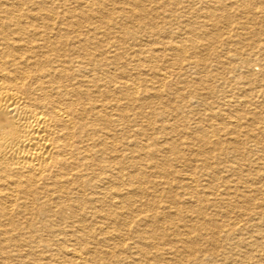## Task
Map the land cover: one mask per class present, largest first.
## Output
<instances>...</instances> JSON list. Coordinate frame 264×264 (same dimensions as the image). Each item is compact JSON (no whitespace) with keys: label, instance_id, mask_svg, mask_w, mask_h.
<instances>
[{"label":"bare ground","instance_id":"obj_1","mask_svg":"<svg viewBox=\"0 0 264 264\" xmlns=\"http://www.w3.org/2000/svg\"><path fill=\"white\" fill-rule=\"evenodd\" d=\"M104 1L76 0L77 7L69 8L67 4L70 3L67 0H0V255L2 256L1 253L3 251L7 253L5 257H0L2 258L0 259V264H11L12 260H16L17 264H121L125 262L127 258L125 257V259L119 256L115 248H119V251L122 249L123 252H130L136 259L135 261L138 260L140 263L151 264L150 260L154 258L150 255L153 252L152 249L155 250L153 253L157 254L156 257L165 258L163 256L165 253L160 254L159 252L160 250L162 251L161 244L163 242L160 243L157 240L158 238L161 239V237H164L167 241L168 236L166 238L164 231L168 230V227L167 229H160L162 227L161 224L165 222L171 223L174 216L180 217L183 215L182 213H186L183 210L184 208L182 209L180 207L181 198L179 202V199L176 200L173 195H170V191L172 190L170 189V182L160 179L161 177L166 178L168 174L178 172L179 169L175 167V169L169 170L166 168L165 160L162 157L161 159L157 158V155L171 151L177 158L183 157L184 148L187 150V146H183V139L181 137H186L187 135H179L181 133L187 134L188 132H184L175 123L171 124L168 122L170 124H167V121L170 120H168V117L170 115L174 116L176 112H170V108L168 109L166 106H159L158 100L164 99L161 89L167 87L168 84L166 83L171 76V71L169 72L167 67L164 69L162 63L158 66H162L163 69L157 70L159 68L155 69L151 66V63L155 62L157 57L162 56L165 59H173L171 62L175 66L176 64H181L179 68H183L185 65L183 62L189 60V62L187 61L188 64L193 65L195 68H206L208 70L207 63L200 62L195 58L196 56L199 57L202 52L197 50V40H199L200 30H202L201 27L206 26V23L200 22L199 25L195 21L197 19H194L192 16L191 19L194 20H190L189 18L188 22L184 21L187 22L183 29V31L185 30L183 32L184 35H180V38L184 42L180 43L178 41L180 44H177L172 40L175 30L164 29L157 22L149 23L147 16H149V5L152 4H149L148 7L144 0H110L108 2H112L114 7L111 8L109 6L110 8H108ZM222 1L216 0V3L221 4ZM180 2V0H169V2L162 0L161 3L158 2L159 5L157 7H161L165 12L172 13L173 9L169 8L170 5L179 4ZM220 4L218 7H220ZM234 4L238 6V10L241 9L245 13H251L256 8L254 6H261L264 11V0H237L232 5ZM220 10L221 8L218 9L216 6H209L202 12V15L209 18L207 20H210L212 25H214V29H219L218 27L221 26L220 22H223L224 20L222 19L227 15L223 13L225 10ZM192 15H196V13ZM261 16L264 21V15ZM107 17L109 20H104ZM176 18L179 17L177 16ZM134 20L141 23L139 26L144 32H161V36L170 38L168 41H162L165 44L164 47H159L161 52L157 49L154 52V49L151 50V48L140 50V48H144L141 47L142 44L130 46L133 51L129 52L131 48L126 49V54L120 51L123 46L127 47L124 45L125 36L130 38L129 36H134L135 33L137 34L134 26L130 25ZM218 23L219 26H217ZM133 24L135 23L133 22ZM210 31H213L212 28ZM213 32L215 33V31ZM211 33L204 31L200 38L205 36L212 38L213 34ZM252 33L258 35V29ZM176 34L178 35V33ZM138 42L136 41V43ZM152 42L153 45L154 43L156 44V42ZM187 42H189V46H187ZM146 43L148 41H145ZM136 46L139 48L137 52L134 51ZM189 47L192 49V56L195 59L186 57ZM210 47L208 46V49H206L209 51V55L216 54ZM261 49L259 51H253V56H244L238 59L242 67H245L248 72H251L252 76H256L248 83L257 85V87L260 85L264 86V81L261 79L264 77V51H261ZM237 52L239 53L238 55L242 54L239 50ZM234 60L236 62V59ZM255 61L261 66L258 73L254 71V66L252 67ZM202 72L204 73L203 70ZM186 80L187 82H183L188 83L189 87V80ZM199 80L202 79L199 78ZM172 84H170L171 87ZM174 84L173 86H175ZM203 84H205V81ZM179 87L184 89V86ZM208 89L212 90V87H208ZM174 90L177 92L175 88ZM193 93L198 97L202 95L201 89L200 91L195 89ZM173 95L175 94L173 93ZM171 98L173 99L174 97ZM202 98L204 97L202 96ZM247 101L245 100L243 104L251 102V100ZM185 103V106L189 105L187 102ZM257 107L251 110V117L250 115L248 116L250 117V121L248 122V127L245 129L243 125L247 124L246 122L248 120L244 114L233 117L224 115L221 111H213L210 114H206L205 117H201V125H197L196 128L198 129L195 132L191 129L193 132H190V135L187 137L190 142L193 140L199 143L196 147L197 151L195 150L196 154H221V152L230 150L238 152V147L233 146L236 141L240 142L251 139L262 143V146H264V125H262L264 123V117L262 111ZM147 108H151V110L147 111ZM176 108H182V104L173 107L171 111ZM218 117L223 119V125L216 123ZM245 118L247 121L244 120L242 122V119ZM153 120H158L161 124L157 127L153 126ZM223 129H226L225 131L227 132L230 130L227 134L234 135L226 141L228 145L230 144L232 146H227L224 144L226 142L219 138L218 135L220 133L222 134ZM159 131L164 132V144L162 142L159 143L160 140L154 137ZM176 132L180 133L178 135L179 138H175L174 133ZM241 135L245 136V139L240 140L242 139L240 138ZM191 151L194 152L192 148ZM148 156L150 160L149 166L151 170L154 169L153 172L151 171L153 174H150L145 169L146 166L144 167V161L147 160L144 157ZM153 157L156 160H153ZM209 159L201 158V165L197 166V168L200 171L204 167L205 169H210V172L207 173L212 178L211 180L207 179L209 180V184L210 182L213 184L221 181V185L219 186L222 189L219 192L214 191L212 186L208 187L207 191L205 193L203 192L206 201H210V204H212L211 201L218 194L226 197L228 203L230 201L233 202L237 198L236 196L244 199V203L250 200L249 198L251 196L249 193L243 194V192L242 195L240 194L241 187H237L238 184H230L227 180L222 179L219 176L220 170H217L218 168ZM169 160L166 159L167 163ZM258 160L254 162L256 163ZM228 163L231 164L232 162ZM186 166L187 164H182L179 171L183 172ZM228 169L234 173H238V182L244 183L245 187H248L247 190L249 189V192H255L254 185L250 183L251 179L242 176L243 173L240 167L234 166ZM198 173L200 172L198 171ZM181 174L180 177L178 176L179 181H177V186L181 188L180 195L182 194V197L186 196L189 199L185 203H190L188 204L189 206L183 203L181 204L183 206L185 205L184 207L192 208V210H189L191 213L185 214L184 217L187 220L189 219L191 224L187 223L188 225L186 224L185 226L197 233L203 229H208L213 235L218 234L221 228L223 229L227 226L228 228L225 229L227 232L226 239L229 240L232 235L230 230L234 226L236 227L237 223H233L234 219H232V223H226L228 221L224 219L226 222L216 221L214 218V223H210L212 227L209 224L210 226L207 228L205 221L207 222L210 219L205 214L204 209L206 207L204 208V205H201L203 204L202 198L198 196L195 188H193L198 182V177H193L186 172ZM254 174L256 173L254 172ZM151 175L154 178L156 177V179H152ZM230 176H232L231 173ZM258 176L260 177V175ZM178 177L175 176V178ZM257 178L256 176V180H258ZM207 180L205 181L207 182ZM182 190L184 191L183 193ZM158 191L160 193L156 194ZM260 192L262 193V191ZM260 194L258 195L260 196ZM143 198L146 199L143 200ZM166 198L170 199V201L168 199L167 206L157 204L159 200L161 202ZM252 200L250 201L253 202ZM246 206L248 207V205ZM260 207L262 206H257V208ZM237 210L236 212H238ZM253 213L259 218L264 217L263 209L255 210ZM226 214H229V212ZM239 214H242L241 211ZM140 215L146 217L145 225H147V230L141 229L140 233H137L140 235V240L137 239V241L127 242L126 234L130 230H127V228L124 230L116 228V222L120 219L121 225H127V223L129 224L127 218ZM53 217L69 219V224L66 223L68 224L66 235L62 231L64 229L61 230L56 225L46 223L43 227H37L30 222L36 218L51 219ZM237 217L239 220L240 218L237 215L234 218ZM247 217L250 218L251 215H247ZM140 220H143V218ZM84 222H87V224ZM169 228V230H175L173 231L175 233L177 231L181 237L176 242H174L175 239L173 238V243L164 241V244H170L167 249L171 253L168 254H176V252L182 251V254L188 252L192 257L194 248L191 249V243L189 244V242H194L193 238L189 240V238L184 237V233L186 232L181 233L177 228L172 229L171 226ZM139 229L137 230L139 231ZM194 232L191 233L193 234ZM210 232L208 234L211 235ZM47 234L52 237L53 243H50L51 239L46 238ZM189 234L185 235L187 236ZM97 235L99 239H97ZM178 235L177 237H179ZM254 235L256 236V232ZM67 236L68 238H65ZM71 241L72 243L70 244L69 242ZM203 241H206V239ZM105 242H108L106 249L103 248L105 245L103 243ZM208 242H210V239ZM178 243L180 249L177 248ZM193 244L195 245V243ZM22 245H25L24 247L28 246V251L23 252L24 255L19 253V248ZM248 245H253V248L256 250L262 247L264 249L262 242L255 241V243H247V247ZM70 246H73V250L68 252ZM243 246H245L244 243ZM224 248L221 249L224 250ZM239 251L236 252L238 253ZM44 252H48V255L50 253L51 259L48 257L50 261L44 263L42 260L41 263L39 262L42 258L41 253L45 254ZM257 254L260 256L258 251ZM181 255H179V258H181ZM214 256V252L211 251L205 256H201L202 258H190L196 264H209V260L213 259ZM238 256L242 255L238 254ZM263 257H261V260H263ZM167 259L171 260L169 257ZM259 259L257 258L256 260L259 262ZM172 260L171 262H173ZM154 261L156 263V260ZM168 262L172 264L170 261ZM160 263L162 262L160 261ZM260 264H264V262Z\"/></svg>","mask_w":264,"mask_h":264},{"label":"rangeland","instance_id":"obj_2","mask_svg":"<svg viewBox=\"0 0 264 264\" xmlns=\"http://www.w3.org/2000/svg\"><path fill=\"white\" fill-rule=\"evenodd\" d=\"M74 1V2H73ZM67 0V2H69L70 4H67V6L69 7V8H75V7H77V5H76V0ZM98 0H94V2H97ZM99 1H104V0H99ZM108 1H110V0H105L104 2L107 4V7L108 8H110L109 6H111V8H113L114 7V5H112V2H108ZM145 1V4L148 6L149 4H152V5H149L148 7H149V16H147L148 17V21H149V23H155V22H157L162 28H164V29H172L173 31H174V33H173V38H172V40L174 41V43H182V42H184V40H182L181 38H180V35H184V31H183V29H184V26L186 25V23L188 22V20H189V18H190V20H194V19H197V20H195V21H197V23H199V25H200V22L202 23H206V26H208V27H206V26H204L203 28H205V29H203L202 27H201V29L202 30H200L201 32H200V34H199V40H197L198 41V45H197V50L198 51H202L201 52V54H200V56L199 57H195V58H197L196 60H199L200 62H203V63H207V65H208V70H206V68H195L193 65H191V64H188V62H189V60H186V61H184L183 63L185 64H183L184 66H183V68L182 67H180L179 68V66L181 65V64H176V66H175V64H173L171 61H173V59H169V58H167V59H165V58H163L162 56H160V57H157L156 59V61L155 62H152L151 63V66L152 67H154L155 69H157V68H159V69H157V70H162L163 69V67H164V69H166L165 67H167L168 68V70H169V72L171 73L170 75V78H169V80L167 81V83L166 84H168L167 85V87H165L166 88V90L164 91V89L165 88H163V89H161L162 91V93H163V98L164 99H159L158 101H159V106L160 105H163V106H166V108H170V112H176V114L174 115V116H172V115H170L169 117H168V120L169 121H167V124H176V125H178V127L180 128V129H182V130H184V132H188L187 134H180L179 132H176V133H174V135H175V138H179V136H181V135H187L186 137L185 136H182L181 138L183 139V142H182V144H183V146H187V150H186V148H184V153H183V157H179V158H177L171 151H168V152H163V153H160V155H157L156 157L157 158H159V159H161V157L165 160V165H166V168H168L169 170H171V169H175V167H177L179 170L181 169V167H182V164H187V166H186V168H185V170L183 171V172H186L187 174H189V175H191V176H193V177H198V182L193 186V188H195V191L198 193V196H200L201 198H202V203L203 204H201L205 209H204V211H205V214H206V216L208 217V219H210V220H207V222L205 221V225H206V227L207 228H209V226L211 225V224H213L214 223V221H215V219H216V221H219L220 220V222H222V221H224V220H226V221H228V222H226V221H224V222H226V223H232L233 221V223L235 224V223H237V225H236V227L234 226L231 230H230V233L232 234L231 235V238L229 239L230 240V242H229V240H227L226 239V228H228L227 226L226 227H224L223 229L221 228V230H223V231H219V233L218 234H215V235H213L211 232H210V230H208V229H203V230H201L200 232H194V231H192V230H190L189 228H187L185 225L188 223V224H191L190 222L191 221H189V219L187 220V218H184L185 217V214L187 215V214H190L191 212L189 211V210H192V208H187V207H184L185 205H187V206H189L188 204H190V203H185L186 201H188L189 199L188 198H186V196L185 197H182V194L180 195V193H181V188L179 187V186H177L178 185V182L177 181H179V177L182 175L181 173H183L182 171H179L178 170V172H176V173H173V174H168L167 175V177L166 178H164V177H161L160 179L161 180H167L168 182H170V189H172L170 192L172 193H170V195H173L175 198H176V200H178L179 202H180V198H181V202H180V207H182V209L184 210V212H186V213H182L183 215L182 216H174L173 217V221H171V223H168V222H165L164 224H161V226L162 227H160V229H162V228H166L167 229V227H168V230H165L164 232H165V236H166V238H167V236H168V239H167V241L164 239V237L162 238L161 237V239L160 238H158V240L157 241H159L160 243H162L161 245H162V247H161V245H160V247L162 248V251L160 250L159 252H160V254H164L163 256L165 257L164 259L163 258H161V257H156L157 256V254H154L153 252L155 251V250H153L152 249V251L153 252H151L150 253V255L151 256H153L154 258V260H156V263H155V261L152 259V260H150L151 262V264H159L160 263V261L162 262V263H160V264H169V262L168 261H170V263H174V264H196V262H193V260L191 259V258H193V257H198V258H202L203 256H205L206 254H208V253H210L211 251L212 252H214V254H215V256H214V258L213 259H210L209 260V264H216V263H218V264H228V262H229V264H240V263H242V264H244V263H248V264H260V263H262V262H264L263 260H264V249H263V247L262 248H259L258 250H256L255 248H253V245H251V246H249L248 245V247H249V249H248V247H247V243H252V242H254L255 243V241L256 242H262L263 243V245H264V217H258V216H255L254 215V211L255 210H260V209H263L264 210V188H263V185H264V146H262V143H258V142H256V140H253V139H251V140H245V141H240V140H243V139H245L244 137L245 136H240V138H242V139H240L239 141L240 142H237L236 141V143L233 145V146H235V147H238V152H234L233 150H230V151H226V152H221V154L219 153V154H216V153H212V155L211 154H209V153H206L207 155H197V154H199V153H197L196 154V151H197V149H196V147L199 145V143L197 142V141H191L190 142V140L187 138L189 135H190V132H193L191 129H193L194 130V132L198 129V128H196L197 127V125L198 124H200L202 121H201V117H205V115L206 114H210V113H212L213 111H221L224 115L226 114V115H228V116H233V117H235V116H242V114H244L245 116H246V118H247V120H246V118L245 119H242V122H244V120H246L245 122L247 123V124H244L243 125V128L245 129V128H247L248 127V122L250 121L249 119H250V117H251V114H250V112H252L251 110H253L254 109V107H256V106H258L257 108L260 110V111H262V113H263V117H264V94H262V92H264V86L263 85H260V86H258L257 87V85L255 86V85H252V84H249L248 82H251L252 81V79H254L256 76H252L251 75V72H248L247 71V69L245 68V67H242L241 66V64H239V58L240 57H244V56H253V51H259L261 48H263L264 47V24H262L264 21H263V17L261 16V15H264L263 13H264V11H263V8L260 6H254V5H256V4H254L253 6L254 7H256L251 13H245V12H242V10L241 9H237V7L238 6H236V4H234V5H232L233 3H236V1L237 0H223L222 1V3L220 4V3H216V0H180L181 2V4L179 3V4H171L170 5V7L169 8H171V9H173L172 10V13H170V12H165L161 7H157V5H159V3H161L162 2V0H158V1H156V0H144ZM148 1V2H147ZM150 1H151V3H150ZM168 2H169V0H167ZM218 1V0H217ZM226 1V2H225ZM66 2V3H67ZM159 2V3H158ZM185 2H186V4H185ZM193 2V3H192ZM214 2V3H213ZM73 3H74V5H73ZM198 5H197V4ZM217 5H216V4ZM110 4V5H109ZM219 4H220V7H218L219 6ZM224 4H226V5H223ZM72 7H71V6ZM176 5V6H175ZM181 5V6H180ZM184 5V6H183ZM205 5V7H203ZM66 5H65V7H67ZM209 6H212V7H217L218 9H220L221 8V10H225L223 13H225V15L228 17H224L222 20H224L223 22L221 21L220 23V27H218L219 29H214L215 27H214V25H212V23L210 22V20H207V19H209V18H207L206 16L204 17L203 15H202V12H204V10H205V8L206 7H209ZM222 6H223V9H222ZM227 6V7H226ZM67 7V8H68ZM194 7V8H193ZM225 7H226V9H225ZM253 7V8H254ZM156 8V9H155ZM192 8V9H191ZM204 8V9H203ZM260 8V9H259ZM151 9H153L152 11H151ZM156 11H155V10ZM159 9V10H158ZM175 9V10H174ZM177 9V10H176ZM262 9V10H261ZM220 10V11H221ZM151 11V12H150ZM155 11V12H154ZM159 11V12H158ZM198 11V12H197ZM201 11V12H200ZM229 13H228V12ZM158 12V13H157ZM162 12V13H161ZM262 12V13H261ZM152 13V14H151ZM157 13V14H156ZM168 13H169V15H168ZM183 13V14H182ZM194 13H196V15H192V14H194ZM199 13H201V14H199ZM164 14V15H163ZM173 14H174V16H173ZM198 14H199V17H198ZM247 14H248V16H247ZM253 16H252V15ZM155 15V17H153ZM162 15V16H161ZM180 15V16H179ZM200 15H201V17H200ZM258 15V16H257ZM160 17V18H158V17ZM167 16V17H166ZM172 16V17H171ZM178 16L179 18H176V17ZM185 16V17H184ZM191 16L194 18V19H191ZM195 16V17H194ZM250 16V17H249ZM161 17H164V18H162L161 19ZM166 17V18H165ZM170 17V18H169ZM187 17V18H186ZM262 17V18H261ZM152 18H153V20H152ZM171 19V20H169V19ZM172 18H175V19H172ZM226 18V19H225ZM249 18V19H248ZM157 19V20H156ZM184 19V20H183ZM230 19H234V20H230ZM104 20H106V21H108L109 20V18L107 17V18H104ZM177 20H178V22H177ZM199 20V21H198ZM228 21L227 23H225L226 21ZM154 21V22H153ZM184 21H187V22H184ZM229 21H230V23H229ZM133 22L135 23V24H133ZM163 22V23H162ZM166 23V24H165ZM180 23V24H179ZM249 23V24H248ZM139 24H141V23H139V22H137L136 20H134V21H132L131 23H130V25H132V26H134V28L136 29V32H137V34L135 33V35L134 36H129L130 38H128V36H125L126 37V39H125V46H127V47H124L123 46V48H122V50H120V51H122V53H125L126 54V52H127V50L128 49H130L131 47L130 46H133V45H135V44H142V46L141 47H144V48H140V50H143V49H149V48H151V50L152 49H154V52H156V49L158 50V51H160V49H159V47L160 48H162V47H164V44L165 43H163L162 41H168V40H170V38H168V37H166V38H164V36L162 35L161 36V32H158V33H154L153 31H143V30H141L140 29V26H139ZM162 24V25H161ZM210 24V25H209ZM169 25V26H168ZM172 25V26H171ZM182 25V26H181ZM137 26H139V27H137ZM217 26H219V23H218V25ZM259 26H261V27H259ZM181 27V28H180ZM214 27V28H213ZM209 30H208V29ZM211 28H212V30L213 31H215V33L213 32V31H210L211 30ZM217 28V27H216ZM256 29H258V32H259V34L257 35H255L254 33H252V32H254V30H256ZM182 30V31H181ZM208 32V33H211V32H213V33H211V34H213L212 35V38L211 37H202V38H200L202 35H203V32ZM142 32H143V34H142ZM154 33V35L156 36V38H155V36L153 35V33ZM220 33V36H222V37H220L219 36V33ZM139 33H141V34H139ZM176 33H178V35L176 34ZM181 33V34H180ZM262 33V34H261ZM119 34V33H118ZM121 34V33H120ZM217 35V38H216V35ZM177 35V36H176ZM215 35V36H214ZM237 35H239V36H237ZM136 36V37H135ZM140 36V37H139ZM147 36V37H146ZM153 36V37H152ZM179 36V37H178ZM132 37V38H131ZM139 37V38H138ZM152 37V39H150ZM175 37H177V38H175ZM239 37V38H238ZM242 37V38H241ZM257 37V38H256ZM263 37V38H262ZM143 38V39H142ZM162 38V39H161ZM164 38V39H163ZM206 38V39H205ZM128 39V40H127ZM136 39H139V40H136ZM141 39V40H140ZM161 39V40H160ZM176 39H179V40H176ZM234 39V40H233ZM114 40V39H113ZM127 40V41H126ZM259 40V41H258ZM130 41V42H129ZM136 41H139L138 43H136ZM143 41H144V44H143ZM145 41L147 42L148 41V43H146L145 44ZM152 41H154V42H156V44L154 43V45H153V42ZM179 41V42H178ZM150 42H151V44H150ZM158 42V43H157ZM161 42V43H160ZM201 42H203V43H201ZM235 42V43H234ZM127 43V44H126ZM179 43V44H180ZM188 43V45L187 46H189V42H187ZM186 43V44H187ZM201 44V46H200V44ZM214 43V44H213ZM230 43V44H229ZM244 43V44H243ZM213 44V45H212ZM148 45V46H147ZM157 45H159V46H157ZM161 45V46H160ZM210 45H212V47H210ZM150 46V47H149ZM202 47V48H200V47ZM210 47L211 49H213V52H215L216 54H214V55H212V54H210L209 55V51L208 50H206V49H208L207 47ZM238 46V47H237ZM137 47V46H136ZM135 47V49H134V51L135 52H137L138 50H139V48L137 47L136 48ZM157 47V48H156ZM235 47V48H234ZM125 48V49H124ZM241 50H240V49ZM256 48V49H255ZM127 49V50H126ZM138 49V50H137ZM125 50V51H124ZM131 50V51H130ZM129 50V52H132L133 51V49L131 48ZM162 50V49H161ZM196 50V51H197ZM239 50V51H241L240 53H242V54H240V55H238L239 53L237 52V51ZM157 51V52H158ZM236 51V52H235ZM261 51H264V48L263 49H261ZM161 52V51H160ZM141 53V52H140ZM203 53V54H202ZM251 53V54H250ZM261 53V52H260ZM191 54V55H190ZM141 56H143L142 54H140ZM193 55V53H192V49H190V47L188 48V53L186 54V57H189V58H192V59H195L194 58V56H192ZM199 55V54H198ZM208 55V56H207ZM216 55V56H215ZM191 56V57H190ZM128 57V56H127ZM220 57V58H219ZM199 58V59H198ZM204 58H205V60H204ZM211 58V60H209ZM216 58V59H215ZM219 58V59H218ZM224 58V59H223ZM125 59V58H124ZM123 59V60H124ZM234 59H236V62H235V60ZM126 60V59H125ZM162 60H163V62H162ZM206 60H207V62H206ZM213 60H217V61H219V62H215V61H213ZM226 60V62H228V63H226V62H224ZM129 61V60H128ZM158 61V62H157ZM166 61V62H165ZM170 61V62H169ZM188 61V62H187ZM185 62H187V63H185ZM234 62V63H233ZM160 63H162V66H158V65H161ZM166 63V64H165ZM172 63V64H171ZM217 63V64H216ZM146 64H148V63H146ZM155 64V65H154ZM168 64V66H166ZM188 64V65H187ZM236 64V65H235ZM154 65V66H153ZM157 65V66H156ZM172 66V67H171ZM175 66V67H174ZM212 66V67H211ZM254 66V67H253ZM255 66H256V68H255ZM162 67V68H161ZM170 67V68H169ZM220 67V68H219ZM230 67V69H231V67H232V69L230 70V69H228ZM252 67L254 68V71L255 72H259L260 71V69H261V66H260V64H258L256 61L253 63V65H252ZM214 69V70H213ZM235 69V70H234ZM185 70V71H184ZM201 70V71H200ZM202 70L204 71V73L202 72ZM180 71V72H179ZM206 71V72H205ZM185 72H186V74H185ZM191 72L193 73L192 75H191ZM209 72V73H208ZM182 73V74H181ZM246 73V74H245ZM214 74V75H213ZM187 76V77H186ZM215 76V77H214ZM179 77V78H178ZM205 77V78H204ZM173 78V79H172ZM199 78L200 79H202V80H199ZM261 78V77H260ZM186 79H188L189 81V87H188V83L186 84V82H187V80ZM205 79H207V80H205ZM251 79V80H250ZM263 81H264V77H262L261 78ZM173 80H174V83H178V85L176 86V84H174L173 83ZM191 80V81H190ZM197 80V81H196ZM205 81V84H203L204 83V81ZM249 80V81H248ZM183 81H186L185 83L183 82ZM210 81V82H209ZM227 81V82H226ZM180 82V83H179ZM197 82V83H196ZM198 82H199V84H198ZM175 85V86H173V84ZM190 83H191V85H190ZM170 84H172V87L170 86ZM194 84H196V85H194ZM193 85V86H192ZM178 86H184V89L182 88H178ZM187 86V87H186ZM196 86V87H195ZM202 86V87H201ZM233 86H234V88H233ZM253 86V87H252ZM178 88V90H177V88ZM208 87H212V90H210V89H208ZM218 87V88H217ZM174 88L177 90V92L174 90ZM206 89V91H205V89ZM236 88V89H235ZM168 89V90H167ZM171 89H172V91H171ZM195 89H197V90H199L200 91V89H201V92H202V95L200 96V97H198V96H196V95H194V90ZM239 89V90H238ZM170 90V91H169ZM183 90V91H182ZM191 90H193V91H191ZM217 90H218V92H217ZM226 90V91H225ZM233 90V91H232ZM180 91H181V93H180ZM238 91V92H237ZM217 92V93H216ZM172 93V94H171ZM173 93L175 94V95H173ZM168 94V95H167ZM171 94V95H170ZM177 94V95H176ZM187 94V95H186ZM207 94V95H206ZM165 95V96H164ZM170 95V96H169ZM206 95V96H205ZM167 96V97H166ZM168 96H169V99H168ZM177 96H179L178 98H177ZM181 96V97H180ZM202 96L204 97V98H202ZM171 97H174L173 99L171 98ZM209 97V98H208ZM230 97V98H229ZM180 98V99H179ZM201 98V99H200ZM184 99V100H183ZM198 99H200V100H198ZM177 100H178V102H177ZM249 101V100H251V102H249V103H246V104H243V102L244 101ZM253 100V101H252ZM165 101V102H164ZM173 101V102H172ZM179 101H180V103H179ZM213 101V102H212ZM229 101V102H228ZM242 101V102H241ZM247 101V102H248ZM167 102V103H166ZM177 102V103H176ZM185 102H187L189 105L188 106H185ZM201 102V103H200ZM212 102V103H211ZM161 103V104H160ZM170 104V105H169ZM182 104V108H176L175 110H172L171 111V109L173 108V107H176V106H179V105H181ZM208 104V105H207ZM211 104H213V105H211ZM158 105V104H157ZM173 105V106H172ZM231 105V106H230ZM243 105V106H242ZM262 105V106H261ZM171 106H172V108H171ZM212 106H214L213 108H212ZM233 106V107H232ZM217 107V108H216ZM151 108H153V107H151ZM151 108H147L146 110L147 111H150L151 110ZM237 108V109H236ZM198 109V110H197ZM224 110V111H223ZM189 111V112H188ZM194 111V112H193ZM246 112H248V113H246ZM171 113V114H172ZM250 115V117H248ZM176 116V117H175ZM171 117V118H170ZM175 119H174V118ZM173 119V120H172ZM195 119V120H194ZM219 120V121H218ZM155 121V122H154ZM168 122H170V123H168ZM194 122V123H193ZM220 122V123H219ZM216 123L217 124H221V125H223L224 124V121H223V119H221L220 117H218V119H217V121H216ZM161 124V122L160 121H158V120H153L152 121V125L153 126H159ZM201 125V124H200ZM262 125H264V123H262ZM219 126V125H218ZM246 126V127H245ZM227 129V128H226ZM226 129H223V131H222V134L220 133V135H218L219 136V138H221L222 139V141H227L229 138H232L234 135H231V134H227L228 132H230V130H228V132L227 131H225ZM225 131V132H224ZM178 133V134H177ZM177 134V135H176ZM180 134V135H179ZM179 135V136H178ZM178 136V137H177ZM154 137H156L157 138V140H160L159 141V143L160 142H162L163 144H164V139H165V136H164V132H160L159 131V133H157V135H155ZM162 140H161V139ZM164 138V139H163ZM166 143V142H165ZM194 143V144H193ZM198 143V144H197ZM247 143H248V145H247ZM224 144H226L227 146H232V145H228V143L226 142V143H224ZM195 146V147H194ZM247 146V147H246ZM191 148H192V150H194V152L193 151H191ZM186 150V151H185ZM196 150V151H195ZM191 151V152H190ZM224 153V154H223ZM247 153V154H246ZM235 154V155H234ZM262 154V155H261ZM149 156H150V154H148ZM193 155V156H192ZM149 156L148 157H144L145 159H147V160H145L144 162V167H145V169L147 170V171H149V173L150 174H153L152 172H153V170H151V167L149 166V163H150V160H149ZM215 156V157H214ZM151 157V156H150ZM185 157V158H184ZM194 158V159H193ZM201 158H204V159H209V161L213 164V165H215L218 169L217 170H220V173H219V176L222 178V179H225V180H227L228 182H230V184H235V185H237V187H241L240 188V194L242 195V193L243 194H250V200H252L253 202H251L250 200H248V201H246L245 203H244V199H242V198H238V196H236V197H234V198H236L235 200H233V202H229L228 203V200L226 199V197H224V196H221V195H217V197L216 198H214V200L213 201H211L212 202V204H210V201H206V197L204 198V196H205V191H207V188L208 187H210V186H212L213 188H214V191H219V192H221V187L219 186V185H221L220 183H221V181H218V182H216V183H213L212 184V182H210V184H209V180H207V179H212L209 175H207V173H209L210 172V169H208V168H206L205 169V167H204V169L202 170V171H200V169L198 170V168H197V166H200L201 165ZM215 158V159H214ZM223 158V159H222ZM251 158V159H250ZM153 160H156L154 157L152 158ZM166 159L167 160H169V162L167 163V161H166ZM227 159V160H226ZM231 159H233V160H231ZM248 159H249V161H248ZM259 159V160H258ZM194 160H196L195 162H194ZM198 160V161H197ZM219 162H218V161ZM223 160V161H222ZM256 160H258L256 163L254 162V161H256ZM192 161V162H191ZM146 162H148V163H146ZM225 162V163H224ZM228 162H232L231 164H229ZM164 165V166H165ZM172 165V166H171ZM174 165H176V166H174ZM179 166V167H178ZM193 166V167H192ZM234 166H238V167H240V169L242 170V173H243V177H245V178H249V179H251V181H250V183H251V185H254L253 186V188L254 189H256L255 190V192L253 191V192H249L248 190H247V186L245 187V184L244 183H239L238 182V179H237V174L238 173H234V172H232V171H230L228 168L229 167H234ZM257 166V167H256ZM150 167V168H149ZM173 167V168H172ZM259 167V168H258ZM188 168H190V169H188ZM254 169V170H253ZM205 170H207V171H205ZM152 171V172H151ZM198 171L200 172V173H198ZM205 171V172H204ZM226 173H225V172ZM246 171V172H245ZM197 172V173H196ZM244 172H245V174H244ZM252 172V173H251ZM254 172L256 173V174H254ZM191 173V174H190ZM205 174V175H203V174ZM230 173H231V175L233 176H230ZM260 173V174H259ZM196 174H197V176H196ZM241 174V173H240ZM251 174V175H250ZM202 175V176H201ZM258 175H260V177L258 176ZM175 176L176 177H178V178H175ZM256 176L258 177L257 179L258 180H256ZM262 176V177H261ZM200 177V178H199ZM151 178L152 179H156V177L154 178V176L153 175H151ZM255 178V179H254ZM169 179V180H168ZM262 181H261V180ZM205 180H207V182L205 181ZM232 180V181H231ZM262 182V185H261V182ZM257 182V183H256ZM202 183V184H201ZM256 183V184H255ZM207 184V185H206ZM258 184V185H257ZM202 185V186H201ZM205 185V186H204ZM261 185V186H260ZM174 187V189H173V187ZM260 188L259 190H258V187ZM175 187H178V188H175ZM245 187V188H244ZM256 187V188H255ZM197 188V189H196ZM201 190H203V191H201ZM177 191V192H176ZM260 191H262V193L260 192ZM176 192V193H175ZM184 191L182 190V193H183ZM204 192V193H203ZM261 194H260V193ZM160 193V191H158L156 194H159ZM254 194H255V198H254ZM256 194H257V196H256ZM258 194H260V196L261 195H263L262 197H263V199H262V197H260ZM177 195V196H176ZM234 195V194H233ZM221 196V197H220ZM211 198H212V196H210ZM220 198H221V200H220ZM233 198V199H234ZM258 198V199H257ZM146 198H143V200H145ZM168 199L169 198H166V199H163L161 202H160V200H159V202H157V204L158 205H161V206H167V204H168ZM184 199V200H183ZM216 199V200H215ZM225 199V200H224ZM239 199H240V201H239ZM167 200V201H166ZM172 200V199H171ZM227 200V201H226ZM169 201H170V199H169ZM173 201V200H172ZM206 201V202H205ZM224 202V203H223ZM237 202V203H236ZM249 202H251V203H249ZM181 203H183V204H185L184 206L181 204ZM206 203V204H205ZM220 203V204H219ZM226 203V204H225ZM235 203V204H234ZM240 203V204H239ZM217 204V205H216ZM250 204V205H249ZM251 204H253L252 206H251ZM212 205V206H211ZM221 205H222V207H221ZM233 205H234V207H233ZM246 205H248V207L246 206ZM258 205H261L262 207H260V208H257V206ZM225 206V207H224ZM237 208H236V207ZM244 208H242V207ZM251 206V207H250ZM211 207V208H210ZM213 207V208H212ZM218 207V208H217ZM226 207H228L227 209H226ZM241 209H240V208ZM208 208H210V209H208ZM239 208V209H238ZM248 208V209H247ZM221 209V210H220ZM222 209H224L223 210V212H222ZM233 209V210H232ZM238 211V212H236V210ZM243 209V210H242ZM182 210V211H183ZM187 210V211H186ZM215 210H218V211H215ZM227 210V212H225ZM235 210V211H234ZM251 210V211H250ZM221 213H220V212ZM240 211H241V215L239 214L240 213ZM248 211V212H247ZM225 212V213H224ZM229 212V214H226V213H228ZM231 212V213H230ZM233 212H234V214H233ZM245 212H247V213H245ZM149 213V212H148ZM216 213V214H215ZM237 213V214H236ZM209 214V215H208ZM223 214H224V216H223ZM231 214V215H230ZM239 214V215H238ZM237 215V216H239V220H238V217L237 218H234L235 216ZM243 215V216H242ZM247 215H251V217L249 218V217H247ZM217 216V217H216ZM220 218H219V217ZM223 216V218H221ZM234 216V217H233ZM245 216V217H244ZM181 219H179V218ZM225 217V218H224ZM233 217V218H232ZM143 218V220H145V216H143V215H140V216H137V217H130V218H127V220H129V224L127 223V225H121V220L120 219H118V221L116 222V228H120L121 230H124V229H126L127 228V230H130V232L129 233H127L126 234V240H128L127 242H133L134 240L135 241H137V239L138 240H140L139 239V237H140V235L139 234H137L138 232L140 233V230L141 229H145V230H147V225H145L146 224V220L145 221H143V220H140V219H142ZM215 218V219H214ZM245 218H247V219H245ZM133 219H134V221H133ZM224 219V220H223ZM232 219H234L233 221H232ZM242 219V220H241ZM256 219V220H255ZM57 220V221H56ZM140 220V221H139ZM178 220V221H177ZM180 220V221H179ZM241 220V221H240ZM248 220V221H247ZM260 220V221H259ZM35 221V222H34ZM63 221V222H62ZM65 221V222H64ZM131 221H133V222H131ZM138 221H139V223H138ZM175 221V222H174ZM185 221H187V222H185ZM211 221V222H210ZM246 221V222H245ZM257 221V222H256ZM259 221V222H258ZM31 222V224H33V225H35V226H37V227H43L46 223H49V224H52V225H56V227H58V228H61V230L62 229H64V230H62V231H64L63 233H65L64 235H66L67 234V232H66V230H68V228H67V226H68V224H69V219H58V218H55V217H53V218H51V219H39V218H36V219H33V220H31L30 221ZM75 222V221H74ZM119 222H120V224H119ZM145 222V223H144ZM170 222V221H169ZM182 222V223H181ZM184 222V223H183ZM254 222H256V223H254ZM66 223H68V224H66ZM85 223V222H84ZM142 223V224H141ZM173 223H175V224H173ZM211 223V224H210ZM85 224H87V222L85 223ZM118 224V225H117ZM178 224V225H177ZM187 224V225H188ZM210 224V225H209ZM248 224V225H247ZM65 225V226H64ZM119 225H121L120 227H119ZM130 225V226H129ZM139 225H141V226H139ZM144 225V226H143ZM175 225H177V226H175ZM243 225V226H242ZM61 226V227H60ZM136 226V227H135ZM172 227V229H178L179 230V232H181V233H184V232H186V233H184V237H186V238H189V240L190 239H192L193 238V241L194 242H189V244L191 245V249H193V253H192V257L189 255V253L188 252H186L185 254L183 253L182 254V251H179V252H176V254H168V253H171V252H169V250L167 249L168 247H169V245L167 244H164V241H166V242H168V243H173V238L175 239V241L174 242H176V240L178 239V238H180L181 236L180 235H178V233H177V231H176V233L175 232H173V231H175V230H169L170 228L169 227ZM240 226H242V227H240ZM122 227V228H121ZM129 227V228H128ZM134 227V228H133ZM143 227V228H142ZM145 227V228H144ZM174 227V228H173ZM210 227H212V225L210 226ZM250 227V228H249ZM251 227H252V229H251ZM261 227V228H260ZM138 228H140L139 229V231L137 230ZM180 228V229H179ZM183 228V229H182ZM254 228V229H253ZM127 230H125V231H127ZM134 231V233H133V231ZM186 230V231H185ZM188 230H189V232H188ZM208 230V231H207ZM238 230V231H237ZM252 230V231H251ZM132 231V232H131ZM136 231V232H135ZM241 231H244V232H241ZM253 231H254V233L256 232V236L254 235V233H253ZM45 232V231H44ZM173 232V233H172ZM191 232H194L193 234L191 233ZM211 233V235L210 234H208V233ZM221 232V233H220ZM250 234H249V233ZM262 232V233H261ZM132 233V234H131ZM188 233H190L189 235H185V234H188ZM204 233V234H203ZM205 233H206V236H205ZM237 233V234H236ZM240 233V234H239ZM253 233V234H252ZM261 233V234H260ZM176 234V235H175ZM200 234V235H199ZM202 234H203V236H202ZM139 235V236H138ZM177 235L179 236V237H177ZM197 235V236H196ZM45 236V235H44ZM47 237V239H51V241H50V243H53V240H52V237L50 236V235H46ZM171 236V237H170ZM173 236V237H172ZM182 236H183V234H182ZM205 236V237H204ZM258 236V237H257ZM51 237V238H50ZM97 237V239H99L98 237V235L96 236ZM128 237V238H127ZM136 237H138V238H136ZM176 237V238H175ZM197 237V238H196ZM212 237H214V238H212ZM216 237V238H215ZM238 237V238H237ZM249 237V238H248ZM251 237V238H250ZM259 237H260V239H259ZM65 238H68V236L67 237H65ZM71 238V237H70ZM172 238V239H171ZM201 238V240H199ZM203 238H205L206 239V241H203V240H205V239H203ZM225 240H224V239ZM240 238V239H239ZM247 238V239H246ZM209 239H210V242H208L207 243V241H209ZM214 239V240H213ZM172 240V241H171ZM196 240V241H195ZM198 240V241H197ZM217 242H216V241ZM239 240V241H238ZM201 241V242H200ZM224 241V242H223ZM235 241H236V243H235ZM243 241V242H242ZM213 242H214V244H213ZM229 242V243H228ZM242 242V243H241ZM70 244L72 243V241L71 242H69ZM108 243V242H107ZM106 242L105 243H103V244H105L104 245V249H106V246L108 245ZM193 243H195V245H196V247H195V245L193 244ZM211 245H210V244ZM243 243L245 244V246H243ZM181 244V243H180ZM222 244V245H221ZM225 244H227V245H225ZM234 244V245H233ZM237 244V245H236ZM241 244V245H240ZM164 245V246H163ZM204 245V246H203ZM209 245V246H208ZM213 245V246H212ZM225 245V246H224ZM236 245V246H235ZM25 245H22V247H20L19 248V253L21 254V255H24L23 254V252H26V251H28V246H26V247H24ZM166 246V247H165ZM199 246V247H198ZM54 247V246H53ZM56 247H57V245H56ZM73 246H70V249L68 250V252L69 251H72L73 250V248H72ZM171 247V246H170ZM180 247V245H179V243H178V246H177V248H179ZM217 247H219V248H217ZM225 247V248H224ZM243 247V248H242ZM26 248V249H25ZM80 248V247H79ZM195 248H196V250H195ZM200 248V249H199ZM206 248V249H205ZM224 248V250H222V249ZM234 248H235V250H234ZM252 248V249H251ZM23 249H25V250H23ZM116 249V252H117V254L119 255V256H122V258H125L126 259V261L125 262H127V263H125V262H122L121 264H141L138 260L137 261H135L136 259L133 257V254H131L130 252H126V251H124L123 252V250L122 249H120V251H119V248H115ZM180 249V248H179ZM203 251H202V250ZM228 249V250H227ZM261 249H263V250H261ZM118 250V251H117ZM198 250H200V251H198ZM216 252H215V251ZM240 250V251H239ZM241 250H244V251H241ZM249 250H251V251H249ZM260 250V251H259ZM6 251H9V250H6ZM22 251V252H21ZM165 251H168V252H165ZM233 251V252H232ZM236 251H239L238 253L236 252ZM245 251H247V252H245ZM257 251H258V253H259V255L260 256H258V254H257ZM49 252V251H48ZM48 252H44L45 254H43V253H41L42 255V258H44V259H40V261L39 262H41L42 263V260H43V262L45 263V262H48V261H50V253H49V255H48ZM51 252V251H50ZM181 252V253H180ZM206 252V253H205ZM223 252V253H222ZM232 252V253H231ZM260 252H261V254H260ZM262 252H263V254H262ZM166 253H167V255H166ZM217 253V254H216ZM228 253H230L229 255H228ZM235 253V254H234ZM241 253V254H240ZM246 253V254H245ZM249 255H248V254ZM2 254V256L0 255V257H5L6 255H7V253H4V251L1 253ZM26 254V253H25ZM47 254V255H46ZM182 254V255H181ZM194 254V255H193ZM201 254V255H200ZM223 254H225V255H223ZM238 254L239 255H242V256H238ZM250 254H252L251 256H250ZM254 254V255H253ZM43 255H44V257H43ZM179 255H181V258H179L180 256ZM184 255V256H183ZM232 255V256H231ZM248 255V256H247ZM32 256H35V255H32ZM166 256H168L171 260L172 259H174V260H172L173 262H171V260H168L167 258L168 257H166ZM175 256V257H174ZM185 258H183V257ZM191 258H190V257ZM202 256V257H201ZM219 256V257H218ZM247 258H246V257ZM255 256V257H254ZM45 257H49L48 258V260H47V258L45 259ZM130 257V258H129ZM186 257H188V259H186ZM234 257V258H233ZM245 257V258H244ZM248 257H249V259H248ZM259 259V262H258V260H256L257 258ZM261 257H263V260H261L262 258ZM159 259V261H158V259ZM218 258V259H217ZM241 259V261H240V259ZM250 258H252V259H250ZM256 258V259H255ZM0 259H2V258H0ZM166 259V260H165ZM180 259V260H179ZM247 261H246V260ZM47 260V261H46ZM127 260H129V261H127ZM134 262H133V261ZM184 260V261H183ZM191 260V261H190ZM213 260V261H212ZM220 260V262H218ZM222 260V261H221ZM237 260V261H236ZM166 261V262H165ZM176 261V262H175ZM187 261V262H186ZM216 261V262H215ZM240 261V262H239ZM244 261V262H243ZM250 261V262H249ZM215 262V263H214ZM239 262V263H238ZM255 262V263H254ZM17 264L16 263V260H12L11 261V264ZM142 264H146V263H142Z\"/></svg>","mask_w":264,"mask_h":264}]
</instances>
